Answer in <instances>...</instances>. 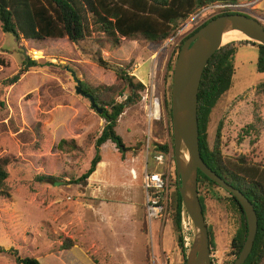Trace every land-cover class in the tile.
Here are the masks:
<instances>
[{"label": "rangeland", "instance_id": "1", "mask_svg": "<svg viewBox=\"0 0 264 264\" xmlns=\"http://www.w3.org/2000/svg\"><path fill=\"white\" fill-rule=\"evenodd\" d=\"M244 4L242 8L230 10L256 18L264 26V0H250ZM223 10L213 8L207 14L191 18V22L188 20L183 24L182 29L162 46L144 41L122 40L115 48L105 46L100 49L89 39L76 44L66 39L17 41L12 34L3 33L0 29V60L3 62L0 64V158L11 155L15 159L8 166V197L0 193V248L6 251L13 249L20 258H33L34 254H43L47 250L60 251L59 246L65 238L73 244H89L86 238L89 235L97 246L95 252L91 250V255L100 264H126L130 260L132 245L137 252L146 249L145 257L148 261L145 260L144 264H182L183 254L179 258L176 256L177 234L172 227L170 215L163 223L152 221V249L149 235L142 234V230L140 234L137 229V234L134 233L133 226L141 229L145 222L144 188L140 177L142 165L138 159L130 160L138 158L133 154L140 153L143 147L148 149V130L145 132L141 123L137 129L140 133L134 132V137L128 143L122 129H118L119 136L127 146L135 148L134 153L125 161L120 159L112 143L107 142L100 147L103 164L96 167L94 176L100 180L96 183L100 202L91 199L95 196L92 194L93 187L87 189L88 184L81 187L68 183L70 178L79 177L88 168L94 151L86 137L91 133H99L104 124L89 100L76 93V89L78 82L94 88L117 83L114 73L116 67L127 69L131 75L133 62H141L139 56L142 51L147 52V57L143 55L145 59L155 52L145 63L146 68L152 65L150 73L153 79L152 82L149 79V83L154 85V79L160 77L161 69L165 68L170 57L175 60L189 34L202 22ZM119 50L125 57L117 56ZM244 55L243 66L235 55L230 88L211 109L205 133L208 143L212 144L217 126L221 123L223 155L230 160L245 155L253 160V164L260 162L264 166V96L254 94L255 86L264 82V75H258L253 59ZM26 58L36 60L43 66L29 68L15 85L2 86L1 81L22 68ZM100 59L105 65L99 66ZM124 59H131L130 63ZM139 70L135 71L134 77L141 76ZM169 83L168 79V83L165 82V101L159 97L162 115H167L162 102L169 103ZM145 91L146 87L142 93L145 101L127 107L122 115H134L138 120L145 115L144 106L149 100V95L147 99L144 96ZM158 92L160 94V86L152 96H157ZM256 118L261 119L260 134L258 142L251 146L250 138L240 140V134L241 129L255 122ZM151 135L158 136L154 132ZM60 140L66 141L61 151L56 148ZM163 140V136L161 139L157 137L158 142ZM72 145L74 149H71ZM252 149H255L254 155ZM44 152L58 158L55 175L65 176L59 185L36 180L41 172L45 173L40 166ZM151 165L150 160L147 167L151 169ZM130 168L135 170L136 179L132 178ZM202 183L203 180L199 196L212 238V264H230L235 259L231 244L239 230L240 216L224 190ZM183 222L188 244L189 224ZM160 223L164 227L161 246ZM89 229L93 230L91 234L87 231ZM161 252L163 256H160ZM13 259L8 253L0 254V264ZM132 262L140 264L141 261L135 256ZM76 264H82L81 260Z\"/></svg>", "mask_w": 264, "mask_h": 264}, {"label": "trees", "instance_id": "2", "mask_svg": "<svg viewBox=\"0 0 264 264\" xmlns=\"http://www.w3.org/2000/svg\"><path fill=\"white\" fill-rule=\"evenodd\" d=\"M250 0H0V29L3 33H10L15 40H61L66 39L72 44L84 40H92L94 45L100 49L105 46L115 48L120 41H144L154 46H162L169 41L182 25L200 12L203 8L214 4L235 5ZM240 13L225 8L218 15L208 18L198 25L188 37L192 36L207 22L218 16ZM242 14V13H241ZM248 16V15H247ZM250 44L257 48L256 72L264 73V46L248 41L232 42L216 51L209 59L200 81L197 99V123L199 133V151L203 162L211 171L218 175L228 185L239 190L253 205L257 216V232L252 251L244 264H264V166L245 155L235 159H227L221 149L222 124L217 126L213 143H208L205 127L211 109L217 104L220 97L230 88L231 78L234 73L233 61L237 49L240 46ZM0 64L3 62L0 60ZM99 66L105 65L99 60ZM174 59L170 57L166 64L167 77L170 78ZM38 61L28 59L22 62L20 68L10 78L1 81L4 87L15 85L21 76L29 69L42 67ZM117 83L111 86L90 87L82 82L81 90L89 94L94 103L101 110L100 118L104 124L99 133L87 135L86 141L93 145V157L86 171L79 177H72L68 183L87 186L89 177L95 172L97 165L101 162L100 147L106 142L112 143L115 148L122 150L125 145L116 134L115 127L120 115L124 110L141 101L144 86L127 69L116 67L114 70ZM170 85L168 86L169 94ZM123 94L126 99L118 102L117 98ZM255 96H264V82L258 83L254 88ZM169 103L165 104L167 109V142L158 146L161 154L167 156L170 153L171 126ZM261 123L260 118L241 129L240 140L250 138L249 143L254 146L258 142ZM16 132V130H15ZM162 131L161 136H164ZM252 137V139H251ZM65 140H60L57 150L61 151ZM74 149V145L71 146ZM70 149V150H71ZM251 153L255 154V149ZM13 157L7 155L0 158V193L8 197L6 181L8 179V166L14 163ZM58 158L49 153H42L40 159L41 172L36 177L38 182L50 181L53 185H59L64 181L63 174L55 175ZM165 175V167L161 171ZM201 180L210 186L219 188L201 173L197 177V191L200 194ZM229 199L240 216V226L237 235L232 239V254L236 258L245 239V218L239 204L229 194ZM199 201L204 215V206L199 196ZM170 216L172 227L177 234V245L183 254L185 264V249L181 235V203L177 190L171 196ZM142 231H146V219L143 222ZM184 228V222H183ZM208 229V228H207ZM210 252L212 238L209 233ZM73 246L70 239H63L59 250H67ZM8 253L14 258L16 264H40L37 259L20 258L17 253L0 248V254ZM15 255V256H13ZM147 259V258H146Z\"/></svg>", "mask_w": 264, "mask_h": 264}, {"label": "water", "instance_id": "3", "mask_svg": "<svg viewBox=\"0 0 264 264\" xmlns=\"http://www.w3.org/2000/svg\"><path fill=\"white\" fill-rule=\"evenodd\" d=\"M228 33L244 38L230 41H248L264 46V26L256 18L245 14H227L213 18L181 45L169 79V109L171 126V159L176 175L177 193L181 203V220L189 224L185 264H212L209 235L197 191L198 173L224 190L239 204L245 218L246 234L238 256L230 264H244L249 257L256 232L257 216L251 202L237 189L228 185L203 162L199 151L197 99L203 71L221 47V39ZM21 54H24L21 51ZM28 59L26 58V61ZM76 93L84 96L95 111L101 110L89 94L77 83Z\"/></svg>", "mask_w": 264, "mask_h": 264}, {"label": "crops", "instance_id": "4", "mask_svg": "<svg viewBox=\"0 0 264 264\" xmlns=\"http://www.w3.org/2000/svg\"><path fill=\"white\" fill-rule=\"evenodd\" d=\"M251 50H253V51L255 50V51L253 52ZM146 53H147L146 51H142L140 53L139 58L141 59V62H139V63L136 62V61L133 62L134 69L132 70L133 72L131 73V75L133 76L135 74V71L140 69L139 73H140L141 76L140 77L136 76L135 78L140 83H142L143 86L148 85L149 82H150L149 81V78H150L149 74H150L151 67H152V65H149L146 68L145 67V63L150 59V57H152L155 54V52L152 53V55H150L149 58L145 59L144 58L145 55L147 57ZM116 54H117V56H121V58L125 57L124 53L122 51H120V50L117 51ZM244 54L249 55L253 59L254 65H256L257 48H255V46H251L250 44H247V45L240 46L237 49V52H236L235 55H236V58L239 61V64H241V66H243V62H245V59H244L245 55ZM143 55H144V57H143ZM142 57H143V60H142ZM124 60H128L129 63H130L131 59H124ZM166 64H167V62L165 63V65ZM164 67L165 68L161 69L162 73H161L160 77H158L159 78L158 84L156 83V80L158 78L154 79V85H153V90H152L153 93H154L156 91V88L160 86V94L158 92L159 96L158 95H157L158 97L154 96V97L159 99V107H160V115H161L160 119L158 121H150L148 123V120H147L145 115H143V117L140 118V120H138V118L135 117L134 115L133 116L132 115H120L118 120H117L118 124L115 127L116 134L118 133V129H122L123 134L126 136V139H128L127 143L134 137V132L135 133L139 132L137 129H139V124L140 123H141V126L144 128L143 130L145 132L148 130V132H146V134H148V138L150 139V141L148 142V149L146 147H143V150L141 152L139 151L140 153L133 154L134 156H136L138 158H131L130 159L131 161H134L135 159H138L140 161V165H142V168L140 169V177H141L142 188H143V173H144L145 170H147L149 172L161 173V171L163 169V166L167 165L166 156L164 157L165 165H159L157 163V161H156V157L161 155V150L158 148V146L163 145L167 141V139H166V127H167V118L166 117H167V115H162L163 108L161 107V99L159 98V97H161L163 100L166 99V93H164L165 92L164 90H165V82H166V84L168 83V77L166 78V80L164 82V76H165V73H166V66H164ZM141 70H142V72H141ZM154 72H155V70H154ZM257 74L261 75V76L264 75V73H262V74L257 73ZM161 89H162V91H161ZM154 95H155V93H154ZM141 100L145 101L143 99V97H142ZM164 101L162 103H163V107H164V111H165V108H166L165 104L166 103H164ZM141 126H140V128H142ZM162 131H164L163 132L164 133V136H163L164 140H163V142L162 141L158 142L157 141V137H159V139L162 138V136H161ZM151 132L152 133L154 132V134L158 135V136L157 137L156 136L152 137ZM117 135L119 136V133ZM122 141H123V139H122ZM123 143L125 145V148L122 150V152H121V150H118L117 148H115V146H114V150L118 154H120V159L122 161H125L127 159V157L131 153H134L135 148L132 145H128L127 146V144L124 141H123ZM104 145H102L101 148ZM150 160L152 161L151 169H149L147 167V163ZM102 164H103V162H102V159H101V162L97 166H102ZM130 171H131V173L133 175L132 178L136 179L137 175L135 173V170L130 168ZM96 172L97 171L95 170V172L89 177V181L87 183L88 184L87 189L88 188L91 189V187H93L92 188V194H94L95 197H93V198L91 197V199H93L94 201L100 202L98 200V197H97V192L99 191V187L96 186V183L100 182V180L95 179L94 176H96ZM133 217H134V215H133ZM133 228L135 229L134 233H136V229L139 231V233H140V230H142V228L139 229L135 225L133 226ZM163 228L164 227H162V225L160 223V230H159V237H160V242L159 243H160V246H161V237H162ZM146 229L147 230L145 232L142 231L143 232L142 234H144L145 236L149 235V245L151 246V249H152L153 248V245H152V226H151L150 231L148 230V227ZM87 231L90 232V231H93V230L89 229ZM89 234H91V232ZM91 237H92V235H91ZM86 238L89 239V241H90L89 244L88 243H85V244L81 243V245H79V244L74 242L73 246L71 248L67 249V250H63V251L47 250V251H44L43 254H41V253L40 254H34L32 257L37 259V261L40 264H76L78 260H81L82 264H100L97 261V259L94 256L91 255V250L93 249V251L95 252L94 248H96L97 246L90 239L89 235H86ZM82 240H84V238H82ZM130 248L132 249V251L130 253V258H129L130 262L129 261L128 262L125 261L126 264H132L133 263L132 262L133 257H135V256H136L137 259H139L141 261L140 264H144L145 260L148 261V259H146L147 257H145L146 256V249L145 248L143 250L141 249V252H137V250L133 247V245ZM178 248H179L178 245H176V256H178V258H179L180 255L182 256V252H181L180 249L178 250ZM161 255H162V252H161L160 256ZM151 263H152V261H151ZM182 263H183V260H182ZM6 264H16V263L14 262V259H13V261L12 260H11V262L8 261Z\"/></svg>", "mask_w": 264, "mask_h": 264}, {"label": "built area", "instance_id": "5", "mask_svg": "<svg viewBox=\"0 0 264 264\" xmlns=\"http://www.w3.org/2000/svg\"><path fill=\"white\" fill-rule=\"evenodd\" d=\"M244 2L235 4V5H212L210 7L203 8L200 12H198L192 19H196L203 14H207L213 8H229V9H238L244 7ZM234 11V10H232ZM190 22L192 20H189ZM206 21V20H205ZM203 23V22H202ZM183 27V26H182ZM182 29V28H181ZM180 31L178 32V34ZM173 40V39H172ZM170 40V42L172 41ZM149 79L152 82L153 74L152 72L149 74ZM145 98L149 95V100L145 104V116L150 121H158L161 117L160 115V107H159V99L152 96L153 94V85L149 83L145 86ZM126 99V96H122L118 99V102H122ZM167 165H165L164 155L161 154L156 157V161L159 165H165V175L157 172H149L147 170L143 173V188H144V209H145V219L148 230L151 229L152 221H160L164 222L167 217L170 215V204H171V196L174 191L177 189L178 181L176 175L172 168V159H171V151L166 156ZM181 228L183 233V243L184 248L188 246L184 231H183V220H181Z\"/></svg>", "mask_w": 264, "mask_h": 264}, {"label": "bare ground", "instance_id": "6", "mask_svg": "<svg viewBox=\"0 0 264 264\" xmlns=\"http://www.w3.org/2000/svg\"><path fill=\"white\" fill-rule=\"evenodd\" d=\"M242 38H244L242 35L235 34V33H228L222 37L221 44H226V43H229L230 41H234V40H238Z\"/></svg>", "mask_w": 264, "mask_h": 264}]
</instances>
